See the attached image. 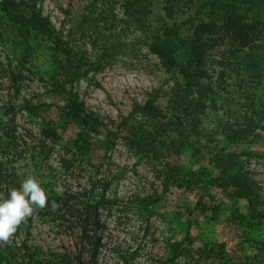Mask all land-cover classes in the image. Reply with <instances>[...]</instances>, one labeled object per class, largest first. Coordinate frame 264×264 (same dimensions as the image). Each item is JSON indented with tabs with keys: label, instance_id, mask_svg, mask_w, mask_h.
I'll list each match as a JSON object with an SVG mask.
<instances>
[{
	"label": "rangeland",
	"instance_id": "374dc122",
	"mask_svg": "<svg viewBox=\"0 0 264 264\" xmlns=\"http://www.w3.org/2000/svg\"><path fill=\"white\" fill-rule=\"evenodd\" d=\"M27 1L71 39L84 64L76 72L71 66H56L51 42L43 38L23 50L6 31L0 12V124L4 131L11 126L18 140L14 165L21 182L32 174L48 195L79 191L98 205L105 222L100 264H158L160 257L169 254L168 241L186 237L193 240L192 245L221 242L236 261L257 254L264 226L248 228L240 218L247 211L246 203L216 180L220 168L212 154L224 159L226 152L236 153L238 163L254 173L264 197V130L256 128L253 135L232 143L223 135L209 104L199 130H193L185 114L181 125L187 135L171 132L169 91L175 78L182 82L178 63L183 61V50L176 53L177 66L167 69L148 47L147 24L135 22L118 4L109 5L108 20L98 19V29L90 18L83 21L92 0ZM210 1H177L175 20L193 15L197 6L208 12ZM96 4L91 16H97ZM163 4L164 0H152L149 26H158L161 19L170 23ZM103 47L109 52L96 70L93 62ZM224 54H228V44L213 52L214 87L218 99L232 96L239 105L243 90L236 85L242 74L219 63ZM219 76L223 81L217 84ZM255 83L246 86L255 85L249 88L254 92V106L264 107V80ZM154 87L160 88L156 104L163 113L150 118L133 106ZM68 95L97 116L98 130H85L66 114ZM224 114L219 109V116ZM141 124L152 133L147 144L149 148L155 144V151L130 144L131 136L140 135ZM31 150H43L36 153L41 157L36 164L30 159ZM136 196H146L147 201ZM0 198L8 195L0 192ZM72 236V230L59 220L37 217L27 219L9 241L0 244L17 250L25 240L50 255L73 247ZM177 264H184L183 260L179 258Z\"/></svg>",
	"mask_w": 264,
	"mask_h": 264
},
{
	"label": "trees",
	"instance_id": "16d2710c",
	"mask_svg": "<svg viewBox=\"0 0 264 264\" xmlns=\"http://www.w3.org/2000/svg\"><path fill=\"white\" fill-rule=\"evenodd\" d=\"M177 1L179 0H164L162 9L171 21L168 23L161 19L156 27L149 26L152 0H92L89 12H92L95 3H99L96 4L99 5L97 16H91L88 12L89 15L83 16V21L86 22L90 18L94 27L99 29L98 19L105 23L109 17V5L114 7L118 4L135 22L147 24L146 28L150 29L146 30L150 31L148 47L167 69L177 66L176 53L179 49L183 50V61L178 63L182 82L175 78L169 91L171 132L187 135L185 127L181 125L185 114L191 118L193 130H199L202 116L209 104L215 111L223 135L232 143L245 139L247 135H253L256 128L264 130V124H261L264 120V107L254 106V92L249 90H253L255 85L246 86L254 81L259 85L264 80V0H211L208 12L197 6L193 15L179 22L175 20L174 10ZM0 12L6 22V31L23 50L31 49V45L37 42L38 38H43L51 42L56 66L62 69L71 66L76 72L80 65L84 64V57L71 39L67 36L65 38V34H61L49 16L43 14L35 4L27 0H0ZM183 24L189 26L183 28ZM224 44H228V54H224L219 63L227 64L226 68L230 67L237 74H242L236 85L243 90V100L239 105L233 103L232 96H228L225 101L218 99L214 87L211 70L215 61L213 52ZM108 52L107 48L103 47L96 62H93L94 69H99ZM218 78L217 84L223 81L222 77ZM223 89L228 91L226 86ZM159 95L160 88H152L147 91L143 101L134 104L133 110L140 111L150 118L161 117L162 108L156 104ZM221 108L222 113H225L223 117L219 116ZM66 114L85 130L99 129L97 116L70 95L67 99ZM142 126L141 124L140 135L135 134L131 138L126 136L127 139L130 138V144L143 148V151H155V144H152V148L147 144V139L152 133L146 127L141 128ZM1 127L0 124V192L9 196L8 189L19 188L21 184L14 165L18 155V140L11 126L10 131H4ZM45 132L47 134L48 130ZM41 151L43 150H31L29 155L33 163L41 159L35 156ZM212 155L220 168V177L216 180L227 189L230 188L231 194L246 203L247 211L239 214L240 218L248 228L264 226L262 186L255 179L252 170L238 163L236 153L226 152L224 159L220 154ZM142 197L135 198H141L139 200L142 202L147 201L146 196ZM37 217L59 220L72 230L73 247L44 255L25 240L21 241L17 250L0 244V264H100L98 251L102 244L101 230L105 222L100 216L98 205L92 203L90 198L82 196L79 191H52L48 195L47 205L43 209H36L28 220ZM192 244L193 240L189 237L168 241L169 254L160 257L158 264H177L179 258L184 264H264V241L258 246L257 254L241 261L233 259L221 242L204 241L197 245Z\"/></svg>",
	"mask_w": 264,
	"mask_h": 264
},
{
	"label": "clouds",
	"instance_id": "9594fccd",
	"mask_svg": "<svg viewBox=\"0 0 264 264\" xmlns=\"http://www.w3.org/2000/svg\"><path fill=\"white\" fill-rule=\"evenodd\" d=\"M47 201L46 189L32 174L19 188L12 189L8 198H0V241H9L17 228L33 216L36 209H43Z\"/></svg>",
	"mask_w": 264,
	"mask_h": 264
}]
</instances>
